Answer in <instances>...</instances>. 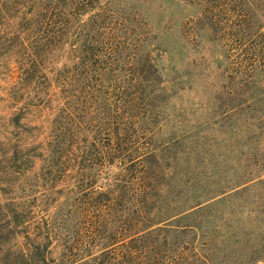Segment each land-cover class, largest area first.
<instances>
[{
  "label": "rangeland",
  "instance_id": "1",
  "mask_svg": "<svg viewBox=\"0 0 264 264\" xmlns=\"http://www.w3.org/2000/svg\"><path fill=\"white\" fill-rule=\"evenodd\" d=\"M13 1L0 3L25 11ZM50 1L68 28L48 96L0 55V206L48 221L47 264H66L57 236L70 242L74 222L58 228L87 192L81 168L113 200L78 263L264 264V0ZM63 89L82 130L65 178L39 157Z\"/></svg>",
  "mask_w": 264,
  "mask_h": 264
},
{
  "label": "trees",
  "instance_id": "2",
  "mask_svg": "<svg viewBox=\"0 0 264 264\" xmlns=\"http://www.w3.org/2000/svg\"><path fill=\"white\" fill-rule=\"evenodd\" d=\"M46 1L48 0H20V2L14 0L11 8L20 6L25 9L21 13L16 12L17 15L10 14V11L6 12L4 2L0 3V26L3 19L17 20V22H10V34L0 31V55L13 52L15 64L18 65L20 83L24 82L28 85L34 82L44 96H48L51 86L45 69L46 63L68 28L65 18L67 5L57 10L58 7L52 1L45 4ZM16 27L17 29L13 30ZM110 31L111 29L104 28L101 32L102 39L110 36L112 34ZM99 42L103 43L101 40ZM14 49H16L15 52ZM62 96L65 99V105L57 108L48 141L39 148L41 151L39 157L42 158L49 174L55 173L57 177L63 178L71 160L76 157L73 149L77 147V137L82 130L79 126L81 120L74 124V115L69 109L73 94L63 89ZM116 118V114H107L105 120ZM104 125L110 126L108 123ZM22 151L16 152L12 158V164L16 168H18L17 164L21 165L31 159L29 151L26 150L24 151L27 152L26 154H21L26 157V160H22V157L18 156ZM97 156L101 160L104 159L100 151ZM86 161L82 160L83 163ZM81 169L80 177L84 175L85 178L80 180V185L87 192L80 199L75 210L72 213L70 210L69 217L72 219L67 216L61 220V226L58 228L66 232L64 224L74 222V236L70 242L62 239L67 235L57 236L63 246L65 255L62 259L66 264H83L78 262L88 255L87 252L91 246L97 245L94 243H100L104 235L103 223L107 216L111 215L108 205L113 198L109 193L104 194L94 190L93 177L90 174L86 175V170ZM33 219L34 213L28 208H21L16 204L0 206V264H47L52 232L48 228V221L35 222ZM138 227L136 226V229H139ZM125 230L127 231L122 228L118 233ZM20 238L23 239L21 244Z\"/></svg>",
  "mask_w": 264,
  "mask_h": 264
}]
</instances>
